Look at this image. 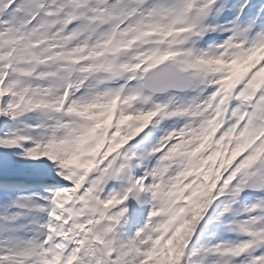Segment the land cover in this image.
Masks as SVG:
<instances>
[{
    "label": "snow or ice",
    "instance_id": "snow-or-ice-1",
    "mask_svg": "<svg viewBox=\"0 0 264 264\" xmlns=\"http://www.w3.org/2000/svg\"><path fill=\"white\" fill-rule=\"evenodd\" d=\"M0 264H264V0H0Z\"/></svg>",
    "mask_w": 264,
    "mask_h": 264
}]
</instances>
